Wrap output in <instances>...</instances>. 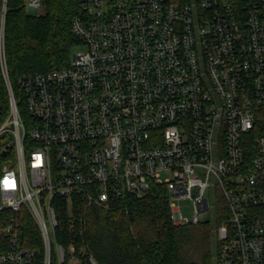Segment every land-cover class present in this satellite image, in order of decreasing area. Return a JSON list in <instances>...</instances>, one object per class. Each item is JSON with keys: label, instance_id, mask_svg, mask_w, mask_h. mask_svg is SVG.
<instances>
[{"label": "built area", "instance_id": "2783aa9c", "mask_svg": "<svg viewBox=\"0 0 264 264\" xmlns=\"http://www.w3.org/2000/svg\"><path fill=\"white\" fill-rule=\"evenodd\" d=\"M77 2L70 29L85 49L17 79L28 120L0 57L9 100L0 137L13 138L2 148L17 164L1 166L0 211L25 208L43 246L39 256L5 225L0 264H80L73 245L55 241L53 199L72 215L151 185L164 187L178 225L200 223L206 192H218L216 264H264V0Z\"/></svg>", "mask_w": 264, "mask_h": 264}, {"label": "trees", "instance_id": "16d2710c", "mask_svg": "<svg viewBox=\"0 0 264 264\" xmlns=\"http://www.w3.org/2000/svg\"><path fill=\"white\" fill-rule=\"evenodd\" d=\"M42 13L26 10L24 0H0V57L3 56L22 118L29 116L22 103L17 79L26 73L47 71L66 66L71 49L79 43L70 24L78 10L77 0H41ZM9 112L8 91L0 67V124ZM3 135L1 138H3ZM1 144V141H0ZM0 145V169L12 155L9 147ZM60 201L59 225L55 241L65 250L74 247V258L80 264H213L216 237H197L196 227L174 224L169 217L167 193L162 186L151 185L141 197L123 196L113 199L109 208L81 206L69 215L66 200ZM216 219V225L222 221ZM202 223V222H201ZM14 224L21 243L43 253L38 226L25 208L17 212L0 211V249L7 239L5 225ZM203 224V223H202ZM209 226V224H204ZM218 245V244H217ZM218 248V247H217ZM217 252V251H216ZM71 259L66 256L65 260ZM216 261V254H215ZM51 264H56L52 257Z\"/></svg>", "mask_w": 264, "mask_h": 264}, {"label": "rangeland", "instance_id": "374dc122", "mask_svg": "<svg viewBox=\"0 0 264 264\" xmlns=\"http://www.w3.org/2000/svg\"><path fill=\"white\" fill-rule=\"evenodd\" d=\"M43 10L41 8V10L38 13H42ZM85 49V46L83 44H77L75 45L72 49H71V54L75 53L76 51L78 50H84ZM13 138L11 136H4L3 138L0 139L1 141V144H6V143H10L12 142ZM0 144V145H1ZM13 151V149H12ZM7 161H10V162H13L14 164V169L17 168V164H16V161H15V154L14 152H12V155L9 156L4 162L3 164H5ZM2 164V165H3ZM206 195L208 197V202H209V210L203 214L201 217H200V220L201 222L203 223H198V224H190V226L192 227H196V231H197V237L198 238H202L204 239L206 237L205 233H204V228L203 226H205L206 228H208V235H214V237H216V222L213 221V211H219L220 208L222 207L223 205V202L222 200L220 199V196H219V193L216 192V191H212V190H209L206 192ZM178 204H179V207L181 209L182 212H184L185 214H188L189 211L191 210V203L188 201V200H179L178 201ZM209 224V226L207 225H204V224ZM203 225V226H201ZM204 230V231H203ZM54 243V242H53ZM214 249L212 251L213 253V258H214V262L213 264H216V261H215V254L217 253V247L219 246L218 244V241L216 239V242H214ZM218 244V245H217ZM69 264H75L74 261H71L69 262Z\"/></svg>", "mask_w": 264, "mask_h": 264}]
</instances>
